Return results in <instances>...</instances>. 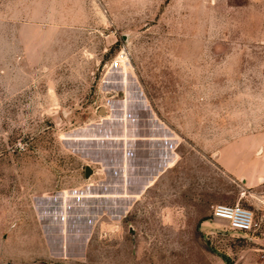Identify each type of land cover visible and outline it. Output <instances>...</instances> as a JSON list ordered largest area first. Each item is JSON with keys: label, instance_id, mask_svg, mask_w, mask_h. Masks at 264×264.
I'll list each match as a JSON object with an SVG mask.
<instances>
[{"label": "rangeland", "instance_id": "1", "mask_svg": "<svg viewBox=\"0 0 264 264\" xmlns=\"http://www.w3.org/2000/svg\"><path fill=\"white\" fill-rule=\"evenodd\" d=\"M257 139L264 0H0V264H264Z\"/></svg>", "mask_w": 264, "mask_h": 264}, {"label": "crops", "instance_id": "2", "mask_svg": "<svg viewBox=\"0 0 264 264\" xmlns=\"http://www.w3.org/2000/svg\"><path fill=\"white\" fill-rule=\"evenodd\" d=\"M257 140L258 147L256 150H260L261 154L256 159L249 160L247 157V151L243 148L239 154L233 158V161H229V158H227L226 148L222 151L224 152V157H226L225 162L227 170L233 176L246 181L247 185L250 187H256L264 182V139ZM249 166H252V170H248Z\"/></svg>", "mask_w": 264, "mask_h": 264}, {"label": "built area", "instance_id": "3", "mask_svg": "<svg viewBox=\"0 0 264 264\" xmlns=\"http://www.w3.org/2000/svg\"><path fill=\"white\" fill-rule=\"evenodd\" d=\"M213 217L227 223L231 230L245 234L252 233L259 226L254 211L240 205H217L214 207Z\"/></svg>", "mask_w": 264, "mask_h": 264}, {"label": "water", "instance_id": "4", "mask_svg": "<svg viewBox=\"0 0 264 264\" xmlns=\"http://www.w3.org/2000/svg\"><path fill=\"white\" fill-rule=\"evenodd\" d=\"M91 173H92V170L90 169V167H87L86 168V177L88 178Z\"/></svg>", "mask_w": 264, "mask_h": 264}]
</instances>
